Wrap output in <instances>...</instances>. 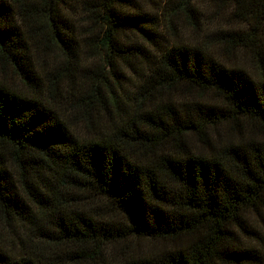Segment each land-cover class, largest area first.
Wrapping results in <instances>:
<instances>
[{
  "label": "trees",
  "instance_id": "16d2710c",
  "mask_svg": "<svg viewBox=\"0 0 264 264\" xmlns=\"http://www.w3.org/2000/svg\"><path fill=\"white\" fill-rule=\"evenodd\" d=\"M213 3L0 0V264H264V0Z\"/></svg>",
  "mask_w": 264,
  "mask_h": 264
},
{
  "label": "rangeland",
  "instance_id": "374dc122",
  "mask_svg": "<svg viewBox=\"0 0 264 264\" xmlns=\"http://www.w3.org/2000/svg\"><path fill=\"white\" fill-rule=\"evenodd\" d=\"M71 3H74L75 5L80 2L81 0H70ZM140 4L142 9L152 15L153 17H157L159 11L163 9L164 2L166 0H137ZM198 4L200 6V12L202 14V17L206 18L210 14L214 12L215 5L213 3V0H198ZM163 30V28H161Z\"/></svg>",
  "mask_w": 264,
  "mask_h": 264
}]
</instances>
